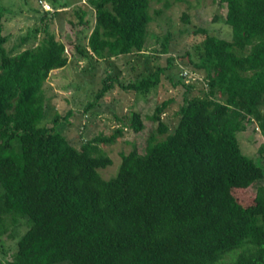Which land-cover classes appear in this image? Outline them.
Wrapping results in <instances>:
<instances>
[{
  "label": "trees",
  "instance_id": "1",
  "mask_svg": "<svg viewBox=\"0 0 264 264\" xmlns=\"http://www.w3.org/2000/svg\"><path fill=\"white\" fill-rule=\"evenodd\" d=\"M152 1L90 0L93 27L84 21L88 10L76 8L78 22H70L74 42L66 41L73 59L92 64L142 53ZM217 4L225 7L222 21L231 29V40L200 28L201 52L187 54L192 68L170 56L165 66L138 81L123 83L109 72L112 76L86 103L84 112L115 84L146 94L163 77L172 81L168 69L186 90L175 127L170 130L161 120L171 103L165 100L149 117L165 138L155 141L152 133L142 153L133 146L121 155L116 176L105 180L99 169L112 165V159L99 146L116 143L128 128L143 131L141 114L117 117L113 134L85 140L79 149L55 129L74 116L73 110L43 125L44 84L69 62L54 43L47 58L32 52L38 25L7 48V17L0 3V236L9 226H27L15 253L0 264H220L233 252L235 260L228 264H264V144L258 165L242 154L237 138L249 125L264 138V0ZM67 8L38 0L32 10L46 21ZM85 28L91 29L87 40L94 56L82 42ZM169 40L163 41L162 53ZM180 68L202 79L200 96L188 94L196 81L187 83ZM252 185L254 203L244 207L232 190Z\"/></svg>",
  "mask_w": 264,
  "mask_h": 264
},
{
  "label": "rangeland",
  "instance_id": "2",
  "mask_svg": "<svg viewBox=\"0 0 264 264\" xmlns=\"http://www.w3.org/2000/svg\"><path fill=\"white\" fill-rule=\"evenodd\" d=\"M46 1H54L58 7L67 5L69 8L55 11L56 15L52 19L39 21V15L33 11L37 8L38 0H0L7 17L5 31L9 34V41L6 47L11 48L19 43L21 36L38 25L41 31L32 47L33 53L47 58L53 46L52 43L62 48L63 55L69 63L62 69L52 71L44 84L43 90L48 108L42 124L50 126L57 114L64 117L68 110H73L74 116L68 118V124L62 121L55 129L65 134L77 149L80 148L82 142L99 134L105 136L113 134L119 124L117 117L127 115L130 111H137L141 114L145 124L143 131L135 133L128 128L124 130V134L117 139L116 143L99 146L112 159V165L99 169L100 176L109 180L116 176L122 154L130 152L133 146H136L141 153L145 152L147 139L152 133L155 135V141L165 138V135L156 133L157 125L149 120L156 106L165 100L170 99L171 103L161 115V120L170 130L175 127L186 90L178 83V78L173 75V69H168L166 74L173 77L172 81L163 77L161 83L146 94L124 91L115 84V88L109 91L93 109L84 112L86 103L93 100L94 92L101 87L102 80L109 72L113 74L114 79L123 83L138 81L151 74L157 67L165 66L170 56L180 58L185 66L192 68L187 62V54L197 56L201 52L203 35L196 33L198 29H207L212 36L231 40V29L222 21L225 7L219 6L217 0H183L181 3L170 0H153L149 9L152 21L148 27L149 35H147L144 51L118 57L111 62L97 60L98 62L90 64L89 61L74 60L72 44L69 46L66 42L68 39L74 42L75 28L70 22L74 24L78 22L74 13L76 8L87 9L88 14L84 17V21L89 20L91 26H94L95 12L90 0ZM94 1L98 2V0ZM168 3L169 7H166ZM42 14L43 11H41ZM184 16L188 18L187 23L183 21ZM90 33L91 29H84L82 35L85 37L83 36L82 42L93 55L91 45L87 40ZM48 35L52 37V42ZM167 36L170 39L167 43L168 51L162 53V43ZM181 61L178 60L180 63ZM175 72L178 73V71ZM111 74L109 76H112ZM193 85L188 94L200 96L203 92L202 87H205L204 83L197 79ZM231 100L226 99V103H233ZM93 112L96 114L95 117H93ZM237 138L242 154L256 164L262 165V158L258 152L264 144L261 134L249 125L244 132L237 134ZM255 191L256 185H252L246 189H233L232 195L241 205L247 207L254 203ZM26 230L27 226L17 224L9 226L6 235L0 236V261L2 263H6L15 253L16 243ZM235 254L236 252L228 254L220 264H228L230 259L232 263L235 260Z\"/></svg>",
  "mask_w": 264,
  "mask_h": 264
},
{
  "label": "built area",
  "instance_id": "3",
  "mask_svg": "<svg viewBox=\"0 0 264 264\" xmlns=\"http://www.w3.org/2000/svg\"><path fill=\"white\" fill-rule=\"evenodd\" d=\"M39 3H40L41 7H42L44 10L49 11V12H50V11H51V12L53 11V9L50 7V5L47 4L46 2H44V1H39ZM180 69H182V68H180ZM181 75H182L184 78H186V82H187V83L194 82V81H196L197 79L200 80V81H202V79H201L198 75H196V74L190 72V71L187 70V69H182V70H181ZM256 131H258V132L260 133V131H259L258 128H256Z\"/></svg>",
  "mask_w": 264,
  "mask_h": 264
}]
</instances>
